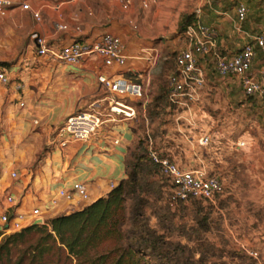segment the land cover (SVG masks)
Instances as JSON below:
<instances>
[{
	"label": "crops",
	"instance_id": "0c3cea01",
	"mask_svg": "<svg viewBox=\"0 0 264 264\" xmlns=\"http://www.w3.org/2000/svg\"><path fill=\"white\" fill-rule=\"evenodd\" d=\"M11 1L14 4L7 8L6 14L0 15V71L9 78L7 84L0 83V215L44 207L60 188L70 190L76 181L86 184L91 203L107 195L112 190L111 184L117 185L116 181L125 177L122 170L125 148L138 139L128 126L137 123L138 117L122 119L118 124L106 122L89 141H69L64 146L60 145L63 136L58 129L79 109L106 105V92L98 83V73L123 74L141 83L146 100L131 101L139 114L146 112L152 94L159 89L154 80L155 61L161 52H176L183 46L181 39L161 35L167 31L172 14L180 16L179 23L193 15L203 24L214 26L218 30V51L226 59H231L264 29V0H158L148 8H143V0H134L128 9L116 0H25L30 10L21 8L24 0ZM240 3L248 7L243 22L238 21L236 14ZM32 11L39 13V20ZM149 22L156 27L153 34L158 35L152 34L147 26ZM60 24L67 29H59ZM76 27L80 30L76 31ZM106 32L123 40L129 56L126 66L107 67L98 55L88 56L79 65L66 66L37 54L36 35L44 36L52 48H59L73 40H94ZM161 38L167 40L155 41ZM255 52L251 73L259 74L264 72V52L257 47ZM204 68L206 83L199 100L190 108L175 110L177 121L186 119L190 129L201 127L202 123L233 134L242 125V114L250 113L254 103L264 107V99L246 96L239 77L220 76L212 57L204 63ZM116 138H120L119 144L114 143ZM199 138L187 137L181 148L184 157L175 152L174 145L156 148L167 151L168 156L185 168H198L200 162L206 164L205 160L218 155L208 148L206 152L196 150ZM43 145L46 149L42 150ZM220 146L231 145L221 141ZM86 148H90L87 154ZM12 172L16 178L10 176ZM7 195L14 198L10 207L4 202ZM89 203L78 202L76 197L69 202L59 199L44 217L68 213ZM4 230L12 232L8 225L2 227L1 231Z\"/></svg>",
	"mask_w": 264,
	"mask_h": 264
},
{
	"label": "rangeland",
	"instance_id": "374dc122",
	"mask_svg": "<svg viewBox=\"0 0 264 264\" xmlns=\"http://www.w3.org/2000/svg\"><path fill=\"white\" fill-rule=\"evenodd\" d=\"M179 18L178 14H172L167 22V31L161 35L182 40L183 29ZM149 23L147 26L151 27L153 34L156 27ZM161 40L167 39L155 41L160 43ZM175 53L171 50L161 52L154 73L158 92L152 94L154 97L150 96L146 112L138 113L139 121L128 126L138 139L125 148L122 161L125 177L116 181L117 185L122 181L130 182L132 174H138L136 196L128 202V222L125 225L127 234H141L137 231L140 226L133 227L135 221L148 228L145 234L149 232L152 239L156 237L159 240V251L152 255V261L156 264H164L166 261L168 264H255L256 260L248 253L250 249L259 252L264 264V107L254 103L250 113L242 114V125L233 134L218 130L216 126H203L202 123L201 127L190 129L186 119L177 121L175 108L164 94L168 74L174 69ZM165 56L170 59L164 61ZM91 108L89 106L78 111ZM212 115L216 117L214 111ZM122 119L125 118L118 115L116 120L110 122L114 124ZM56 124L54 122L53 126ZM148 130L157 148L165 149L174 145L175 152L181 154V157H184L181 148L187 137L196 138L210 133L208 135L218 155L205 162L210 172L222 178L225 192L215 202L193 200L191 205L180 204L174 209L167 203V178L145 161L148 154ZM217 141H227L231 146L224 148ZM242 141L245 145H238ZM195 145L196 150L206 152L208 145L203 147L199 142ZM41 147L42 150L46 149V145ZM89 151L90 148H86L85 153ZM132 218L135 219L131 221ZM141 244H145V241Z\"/></svg>",
	"mask_w": 264,
	"mask_h": 264
},
{
	"label": "built area",
	"instance_id": "2783aa9c",
	"mask_svg": "<svg viewBox=\"0 0 264 264\" xmlns=\"http://www.w3.org/2000/svg\"><path fill=\"white\" fill-rule=\"evenodd\" d=\"M124 9L133 5L134 0H116ZM158 0H143V8H148L151 3ZM11 0H0V15L7 12V8L13 5ZM20 6L24 10H30L27 1H22ZM236 14L239 22L246 20L248 7L244 3L237 6ZM32 15L39 20V13L32 11ZM61 30H66L64 24L57 25ZM76 31L80 27L75 28ZM218 30L214 26L203 24L199 18L195 22L185 25L182 32L183 46L176 51L174 69L168 77L167 100L175 110L187 109L199 100L200 90L206 83L204 63L213 58L217 73L224 76H237L241 79L243 90L246 96H257L264 99V72L259 74L251 73L255 48L264 52V29L252 37V41L236 53L231 59L224 58L217 47ZM35 42L38 46L37 54L48 56L69 66L79 65L82 60L91 55H98L103 58L104 64L110 68L124 67L127 65L129 56L125 50L123 40L110 32H106L91 41L73 40L59 48H52L47 44L44 36L36 35ZM169 56L164 57L168 61ZM155 67L158 62L155 61ZM99 85L106 92V105H91L92 108L84 111H77L69 115L59 128L63 139L60 145L64 146L69 141L87 142L94 137L106 122L116 120L121 115L126 119H135L138 116V108L131 100H146L144 86L135 82L123 74L106 75L97 74ZM8 76L0 71V83L7 84ZM22 105V104H21ZM105 107V110H104ZM107 111V112H105ZM109 117V118H108ZM148 137V156L159 166L160 172L168 180V202L175 209L180 204H190L192 200L215 202V199L225 192V184L222 178L210 172L203 162L198 168H185L176 159L156 148L150 132ZM202 146H207L211 136H200ZM115 144L120 143V138L114 140ZM245 143L241 142L240 146ZM16 178V173L10 175ZM116 185L111 184L113 189ZM74 197L78 202L89 203L90 192L85 183L74 182L71 189L60 188L55 197L44 207L35 206L29 212H6L0 215L1 226H10L12 231H19L27 225H31L37 219L44 222V213L56 206L59 199L72 201ZM5 204L14 205V198L11 195L4 197ZM42 222V224H43ZM255 264H262L257 250H248Z\"/></svg>",
	"mask_w": 264,
	"mask_h": 264
},
{
	"label": "trees",
	"instance_id": "16d2710c",
	"mask_svg": "<svg viewBox=\"0 0 264 264\" xmlns=\"http://www.w3.org/2000/svg\"><path fill=\"white\" fill-rule=\"evenodd\" d=\"M195 21L193 15L186 16L181 29ZM167 88L168 84L165 97ZM220 142L216 143L220 146ZM207 148L217 152L212 139ZM145 161L160 171L148 154ZM137 185L138 174L134 173L130 182L122 181L107 195L74 211L45 218L43 224H29L19 231H0V264H156L152 255L159 251V240L152 239L149 232L146 235L148 228L137 221L133 227L140 226V235H128L125 229L128 202L136 196ZM143 241L145 244H141Z\"/></svg>",
	"mask_w": 264,
	"mask_h": 264
},
{
	"label": "water",
	"instance_id": "95a60500",
	"mask_svg": "<svg viewBox=\"0 0 264 264\" xmlns=\"http://www.w3.org/2000/svg\"><path fill=\"white\" fill-rule=\"evenodd\" d=\"M42 219H37L34 222L31 223V225H38V224H42ZM2 230V227L0 226V231Z\"/></svg>",
	"mask_w": 264,
	"mask_h": 264
}]
</instances>
